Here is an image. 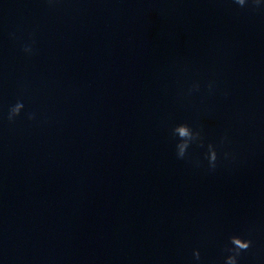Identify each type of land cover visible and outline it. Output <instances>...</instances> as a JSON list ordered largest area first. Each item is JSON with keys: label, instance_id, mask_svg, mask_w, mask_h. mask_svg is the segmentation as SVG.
Here are the masks:
<instances>
[{"label": "clouds", "instance_id": "9594fccd", "mask_svg": "<svg viewBox=\"0 0 264 264\" xmlns=\"http://www.w3.org/2000/svg\"><path fill=\"white\" fill-rule=\"evenodd\" d=\"M237 6L244 8L245 6H250L252 10H260L264 8V4L261 0H232ZM49 8H54L58 3V0H46ZM15 38V34H11ZM35 40L33 39L31 43L22 45V51L28 55L35 54ZM209 91L212 90V84L208 85ZM199 83H193L188 89V94L199 91ZM25 109V104L22 100H17L15 104L9 106L7 113V120L9 123H14L15 120L20 117L21 113ZM35 113H27L28 120H35ZM171 135L175 139L176 144V157L177 159H185L188 156V150L190 146L194 143L203 146V136L201 131L194 130L187 123H179L173 126L171 129ZM226 139V137H225ZM223 143V140H222ZM225 158L229 156L227 152L224 153ZM205 158L208 161L209 170H215L217 167L218 153L216 147L209 143L207 145V153ZM253 241L250 238H246L241 235H231L228 237V245L225 246L224 251L227 255L223 258V264H239V259L241 255L247 252L252 247ZM193 259L197 262L201 260V254L199 249H194L192 253Z\"/></svg>", "mask_w": 264, "mask_h": 264}]
</instances>
